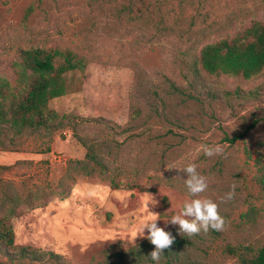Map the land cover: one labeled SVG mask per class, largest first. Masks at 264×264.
<instances>
[{
	"label": "rangeland",
	"instance_id": "obj_1",
	"mask_svg": "<svg viewBox=\"0 0 264 264\" xmlns=\"http://www.w3.org/2000/svg\"><path fill=\"white\" fill-rule=\"evenodd\" d=\"M253 22H264V0H0V84H16L24 49L71 50L85 63L50 101L57 129L0 127V231L13 237L0 264H49L5 254L20 246L58 254L57 264H156L146 238L130 242L150 211L187 240L159 264L254 256L264 246V69L209 75L198 61L205 44ZM215 144L224 154L205 156ZM87 147L104 171L90 169ZM188 163L206 177L201 197L219 205L224 230L189 238L167 221L191 198L178 170ZM149 194L159 203L148 210Z\"/></svg>",
	"mask_w": 264,
	"mask_h": 264
},
{
	"label": "trees",
	"instance_id": "obj_2",
	"mask_svg": "<svg viewBox=\"0 0 264 264\" xmlns=\"http://www.w3.org/2000/svg\"><path fill=\"white\" fill-rule=\"evenodd\" d=\"M198 61L209 75H235L244 79L258 75L264 69V22H253L232 37L205 44L198 53ZM12 66L16 84L10 86L7 81L0 84V127L6 125L15 133L23 128L57 129L62 123V116L51 108L50 101L68 92L66 74L83 70L84 60L71 50L30 48L21 50ZM242 136V133L235 134L225 140L233 143ZM85 156L92 163L90 169L99 166L104 171L92 147H87ZM168 232L174 237V242L164 250L167 254L187 242L176 234V229ZM148 245H151L149 240L141 242L140 248L145 249ZM3 246L7 250L13 246L10 227L0 231V247ZM127 253L119 251L116 256L123 260ZM5 254L10 255L11 260L31 259L48 261L49 264H57L59 258L58 254L39 252L29 246H20L16 251ZM242 264H264V246L254 256L243 258Z\"/></svg>",
	"mask_w": 264,
	"mask_h": 264
},
{
	"label": "clouds",
	"instance_id": "obj_3",
	"mask_svg": "<svg viewBox=\"0 0 264 264\" xmlns=\"http://www.w3.org/2000/svg\"><path fill=\"white\" fill-rule=\"evenodd\" d=\"M201 150L208 157L223 155L225 152L224 147L220 144L204 145ZM166 168L168 170L178 169L175 166H167ZM178 170L186 175V179L183 178V181L191 198L185 200L176 214L167 219V221L173 225H178L180 234L189 238L202 232L207 234L210 230H224L226 221L219 212V205L211 198L201 197V194L208 189L206 177L197 171L195 163H188ZM235 188V184L231 185L230 191L221 198L222 202L226 203L234 199ZM149 196L150 198L145 202L147 208L149 203L155 207L159 201L154 199L151 194ZM150 212L152 213L151 218L140 224L130 242L134 244L137 236L149 240L154 245V250L149 254L150 259L159 264L164 250L173 244L174 237L170 232L158 226L157 221L160 219L157 215L158 213Z\"/></svg>",
	"mask_w": 264,
	"mask_h": 264
}]
</instances>
